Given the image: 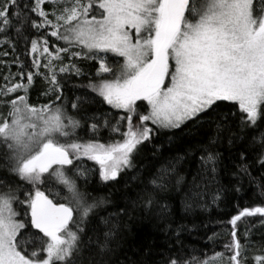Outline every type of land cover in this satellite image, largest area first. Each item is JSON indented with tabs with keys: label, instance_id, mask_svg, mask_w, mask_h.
<instances>
[{
	"label": "snow or ice",
	"instance_id": "snow-or-ice-1",
	"mask_svg": "<svg viewBox=\"0 0 264 264\" xmlns=\"http://www.w3.org/2000/svg\"><path fill=\"white\" fill-rule=\"evenodd\" d=\"M0 36V45L16 52L23 43L24 54L32 57L26 64L16 56L17 71L9 70L0 86V169L5 173L0 188L7 189L0 191V264H119L113 256L123 225L114 217L121 211L127 215L130 207H157L166 215L170 186L163 176L133 175L138 190L126 193L130 204L117 205L114 212L105 207V198L81 189L77 179L87 183L89 170L74 161H94L103 182L116 181L134 167L133 154L151 144L156 130L171 132L172 143L190 139L176 163L199 152L191 196L183 201L186 211L216 180L223 163L217 146L225 138L230 146L240 144V160L251 143L264 168V0H0ZM51 38L55 51L49 50ZM81 60L99 65V79L92 82L89 76L81 86L127 114L115 121L92 117L87 140L77 134L83 123L68 113L63 91V79L86 74ZM37 77L45 85L41 94L51 102H30ZM94 102L95 97L77 96L70 107L79 113ZM137 102L146 104L143 112ZM228 105L238 107L239 115ZM102 129L122 139L100 143ZM241 173L251 175L246 163L233 174ZM182 182L183 177L176 181ZM257 187L264 198V184ZM222 195L217 188L212 203L219 205ZM250 217L264 226V205L232 216L224 252L202 260H186L177 252L165 264H247L248 243L237 233L238 222ZM253 260L264 264V254Z\"/></svg>",
	"mask_w": 264,
	"mask_h": 264
},
{
	"label": "trees",
	"instance_id": "trees-1",
	"mask_svg": "<svg viewBox=\"0 0 264 264\" xmlns=\"http://www.w3.org/2000/svg\"><path fill=\"white\" fill-rule=\"evenodd\" d=\"M2 39L3 37L0 36V40ZM52 39L54 38L50 39L49 50L55 51L51 44ZM60 43L57 41V46ZM24 47V44L20 43L17 51L13 52L10 46L0 45V86L5 84L3 77L9 73V70L12 73L17 71L14 63L16 56H19L26 64L31 63L32 57L24 54ZM5 52L8 55L5 56ZM111 60L123 62L119 57H112ZM41 62L43 63V61ZM78 63L86 74L63 79V91L68 113L83 123V127L77 129V134L87 140L91 134H86L85 130L88 127L87 121L92 117L95 116L101 120L107 117L110 121H115L126 113L114 110L111 106L103 103L95 93L81 86L90 82L89 76H91L92 82L99 79L95 75L99 67L98 63L91 60H81ZM117 69L118 66L113 65V70ZM19 79L16 77L17 81ZM36 80L37 83L30 92V102L34 104L51 102L52 97L41 94L45 87L43 82L39 77ZM77 96L95 97V102L85 104L79 113H74L70 103ZM138 104L143 105L138 109V112H143L146 104L144 102ZM228 107H232V110L239 115L238 107L231 105ZM150 125L155 130V125ZM121 130H126V121L123 122ZM176 131L179 132V130ZM171 134V132L156 130L151 144L145 142L139 146L140 150L133 154L134 167L122 171L116 181L103 182L99 176V167L94 161L88 159L74 161L75 165H81L82 168L89 170L86 172L87 183L83 178L77 179L81 189L86 188L94 197L105 198L108 201L105 207L114 212L117 211V205L130 204L125 196L126 193L134 194L138 190V182L130 180L133 175H140L141 178L163 176L164 181L170 186L169 209L166 215L162 216L157 207H153L150 211H143L139 207L135 209L130 207L127 215L121 211L118 216L114 217L119 219L123 225L121 244L113 256V260L118 259L119 264H128L129 261L137 259L147 261V264H165L167 258L174 257L177 252H180L186 260H191L193 257L202 260L206 256L211 257L214 252H224L225 243L231 240L232 226L228 221L232 216L238 214L244 207L264 205V198L260 197V189L257 187L258 184H264V168H261L260 164L256 162L258 160L257 150L249 143L244 160H240L237 156L240 144L230 146L225 138L217 146L223 163L219 167L216 180L209 184L206 193L198 201L193 202V206L186 211L183 201L186 197L190 198L191 196L189 190L193 185V178L196 177L200 168V155L199 152H196L185 156L182 161L176 163L175 157L178 154L184 155L183 150L191 141L178 138L175 143H172L168 139ZM119 137L118 134H111L108 129H102L98 139L100 143L108 144L119 140L117 139ZM244 163L248 165L251 175L242 173L234 175L233 173L238 171L239 165ZM172 164H175L174 172L171 170ZM165 169L168 170L166 173L163 171ZM3 174H5L4 171L0 169V175ZM180 177H183V182L177 185L176 181ZM18 182L23 184L22 181ZM126 182H128L127 186ZM40 187L41 190L45 189L44 185ZM237 187L241 189L239 192L235 191ZM217 188L223 190L219 205L212 203V194ZM0 191H7V189L0 188ZM201 192H204L203 184H201ZM15 207L17 206L14 204ZM259 220L260 218L250 217L242 218L238 222V239L242 243H248L247 264H255L254 255L264 254V226L260 224ZM249 228H251V232L246 237L245 232ZM39 235L42 236V234ZM35 243L39 244V241L37 240ZM27 247L31 250L33 244L30 243Z\"/></svg>",
	"mask_w": 264,
	"mask_h": 264
},
{
	"label": "rangeland",
	"instance_id": "rangeland-1",
	"mask_svg": "<svg viewBox=\"0 0 264 264\" xmlns=\"http://www.w3.org/2000/svg\"><path fill=\"white\" fill-rule=\"evenodd\" d=\"M122 61H123V58H122ZM106 75H108V74H106ZM137 103H139V102H137ZM114 109V108H113ZM114 110H118V109H114ZM118 111H121V112H123L122 110H118ZM124 113V112H123ZM127 115V114H126ZM139 123V121H138V119L136 118V117H134L133 118V124L134 125H137ZM147 124H148V126L149 127H151V122H146ZM117 139H122V137H119V138H117ZM98 165V164H97ZM98 167H99V165H98ZM18 219V218H17ZM46 239V238H45Z\"/></svg>",
	"mask_w": 264,
	"mask_h": 264
}]
</instances>
